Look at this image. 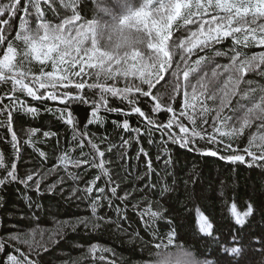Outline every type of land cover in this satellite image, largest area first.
<instances>
[{"label": "trees", "instance_id": "1", "mask_svg": "<svg viewBox=\"0 0 264 264\" xmlns=\"http://www.w3.org/2000/svg\"><path fill=\"white\" fill-rule=\"evenodd\" d=\"M70 2V0H65ZM106 0H75V9L80 20L75 23H85L99 18L102 23H118L122 16L131 12L134 7L142 5L143 0H132V4L118 13H111L108 19L103 15L108 11L105 8ZM12 0H0V6L10 4ZM27 0H20L23 8ZM41 9L44 18L51 24L61 22L63 18L70 17L73 12L66 9L61 0H55L56 11L49 10V4L41 0ZM25 15L17 11L14 17L5 15L3 19H10V28L6 26L5 35L9 41H14L18 50L23 47L20 41H15V36L20 31V17ZM28 19L31 26H36L34 9L29 8ZM186 33L183 29H175L172 39H182ZM231 38L215 44L211 49L197 52L192 56V61L199 56H212L216 64L226 65L230 62L229 52L232 46ZM6 44L0 47V56L6 49ZM215 51L229 53V55L215 56ZM248 56L264 52V46H253L242 49ZM176 59H179L177 55ZM175 67V64L173 65ZM40 70L38 62H33V72ZM45 70H50L46 67ZM171 71L164 74V79L152 89L154 95H158L162 104H171L174 110L181 109L184 101L183 89L177 94L174 101L168 100L171 92ZM207 71V69H205ZM226 78V77H225ZM135 83L139 80L129 78ZM199 76L192 74L190 81L196 85ZM251 81V84L247 82ZM112 84L113 81H107ZM117 87H124L125 80L118 79ZM146 89L147 86L143 85ZM11 88L0 84V95ZM241 90L248 88L259 90L264 88V72H249L244 77L240 86ZM70 91L75 92L74 88ZM44 91V90H41ZM63 91V90H62ZM89 100L93 96L87 88L84 90ZM191 93V89H188ZM20 100L27 106L39 109V114L32 116L23 111H13L12 121L9 125L17 136V151L14 152L11 142L12 133L7 127L0 126V154L4 158V167H0V178H3L11 165L15 163L16 172L20 178L26 174L39 172L44 175L40 184V191H36L35 184L28 185L19 181L5 183L0 187V243L4 244L0 250V264H8L9 255L19 256L16 249L28 253V258L35 264H150L152 254L158 249L155 245L163 244L169 248L188 247L194 250L201 258V264H264V168L255 165L248 166L242 163H231L221 156L244 154L246 160H251L243 152L248 146L249 139L256 137L255 143H260L259 137L264 135V128L259 127L258 121H253L250 127H246L243 133L234 140L227 136L215 133L216 143H208L197 138L195 151L181 147L178 143L162 138L159 131H148L146 121L138 114L131 113L125 103H121L115 97H109L110 108L124 109L128 115L117 114L112 111L101 110L100 123H88L91 118V103L73 102L69 106L77 128L84 132V156L80 149L72 141V128L66 125L61 118L59 109H63L58 101L41 103L31 97L16 93ZM138 95V94H136ZM197 100L190 102L200 108L201 102L208 107H216L219 103L203 101L200 96V88L197 85ZM150 103H138L146 113L156 101L151 97L144 98ZM237 98H233L232 106ZM8 104L7 99L4 100ZM45 106L53 111H45ZM192 112V109L188 110ZM67 113H65V116ZM171 114L166 110L151 113V118L157 123H166ZM215 113L208 116L209 125H203L208 132H212L211 120ZM223 115H233L229 109H225ZM197 124L200 118L197 116ZM127 119L130 130L122 128L123 121ZM180 120L189 128L192 127L187 118ZM0 121L8 125L6 116H0ZM115 122V123H114ZM236 117L229 122V126H221V131H230L231 125H235ZM31 129H37L34 135ZM137 129L140 134H137ZM173 131L179 134V129L173 127ZM44 132L54 133L44 137ZM31 139L32 143H29ZM95 143L99 150L104 151L103 158H96L95 163L103 160L105 169L110 173L112 182L106 184V178L96 181V187H105V195L111 198V206L108 200L101 201L94 216L91 211V200L83 189L88 186L99 169L88 163L75 167L61 157L67 152L71 159L91 160L92 149L88 141ZM127 140L128 143L124 144ZM151 141V142H150ZM231 143L232 148H227ZM148 153V157L140 154V148ZM111 148V151H109ZM217 151V156L203 155L202 151ZM255 150V148H253ZM46 154L41 157L40 153ZM161 159L158 161L157 156ZM151 159L154 171L149 173L146 160ZM170 159L165 166L164 160ZM72 173L75 179L70 178ZM62 181L61 183H57ZM56 185L50 190V186ZM117 187L118 197H123L128 192L129 198L122 202L117 197H111L108 190ZM73 189H80L76 195H71ZM166 189V190H165ZM93 191L92 198L99 196ZM241 216L248 211L252 212L244 217L243 225L236 223L232 206ZM160 213L150 223L148 215H142L146 209ZM119 209V213H117ZM203 214L212 224L211 235L202 234L197 225V217ZM78 220H87V227ZM34 235H29L33 233ZM173 234L172 245H167V236ZM18 234L23 239H31L34 244H39L46 251L34 248L29 252L28 245L19 241H9V236ZM238 238L239 243L233 244V238ZM96 246L95 251L90 249ZM233 247L242 249V254L231 253ZM107 251H104V250ZM262 258V259H261ZM261 259V260H260Z\"/></svg>", "mask_w": 264, "mask_h": 264}, {"label": "snow or ice", "instance_id": "2", "mask_svg": "<svg viewBox=\"0 0 264 264\" xmlns=\"http://www.w3.org/2000/svg\"><path fill=\"white\" fill-rule=\"evenodd\" d=\"M43 3L49 4V10L56 11L55 0H43ZM61 3L73 14L56 24H51L44 18V12L40 7L41 0H27L23 8L20 7V0H12V3L0 6V47L7 45L0 56V84H4L5 87L9 83L11 84L8 92L0 95V116H6L8 120V125L0 121V126L7 127L8 131L12 133L11 142L14 152L17 151V136L9 126L13 111H23L32 116L39 114L38 108L27 106L25 101L20 100L16 95L18 92L41 103L58 101L64 105V108L59 109V112L63 122L71 126L72 141L76 142L75 146L80 149L81 156L85 155L83 148L86 134L77 128L69 110V106L73 102L91 103V118L88 123H100L102 117H99L98 114L101 110L129 114L124 109L109 107V97H115L121 103L126 102L131 113H136L138 117L144 118L147 126H150L148 131H159L162 138L167 136L171 142L178 143L181 147L189 148L191 151L196 150L197 138L206 139L208 143H216V132L234 140L243 133L246 127H250L253 121H258L259 127L264 128V88L259 90L258 96L256 89L241 90L240 88L247 73L264 72V52L248 56L242 51L244 48L264 46V0H143L141 6L134 7L131 12L122 16L118 23L105 24L96 18L79 25L75 23L80 20L75 9V0H70V2L61 0ZM131 4L132 0H106L105 8L108 11L103 15L110 19L111 13H118ZM29 8L34 9L36 16L37 23L34 28L29 23ZM17 11H22L25 14L20 17V31L14 38L15 41H20L23 45L19 50L14 41H9L5 35L6 26L10 28V19L16 15ZM5 15H8L10 19H3ZM117 29L121 33L124 29L141 33L145 38L141 42L142 46L132 47L130 51H125L123 54L107 50L101 45L98 36L102 31ZM175 29H183L186 35L179 40L172 39ZM228 38H231L233 42L229 50L231 55L228 64H216L212 56H199L198 59L192 61V56L196 55L198 51L203 52L205 49H211L215 44ZM177 55L179 56L178 60L176 59ZM221 55H229V53L215 51V56ZM33 62H38L40 65L38 74L33 72ZM174 64L175 67H173ZM46 67L50 70H45ZM169 70H172L173 80L168 100L174 101L177 94L183 89L184 101L178 115L170 103L162 104L158 95H154L152 92V89L164 79V74ZM192 74L199 76L196 85L190 81ZM129 78H135L139 80V83L137 84ZM118 79L125 80L124 87L116 86ZM109 80L113 83L108 84ZM247 83L251 84V81ZM143 85H146L147 88L145 89ZM197 85H199L203 101L214 103L219 101L216 107H208L201 102L200 108L197 109V105L190 102V97L191 100H197ZM70 88H74L75 92L70 91ZM85 88L96 98L89 100L84 94ZM188 89H191V93ZM148 97H151V101H156V103L151 107L150 112L146 113L136 105L150 103L144 99ZM233 98H237L234 106H232ZM5 99L9 101L8 104L4 103ZM162 108L171 115L166 123H157L151 118V113H156ZM226 108L233 115H223ZM189 109H192V112H189ZM44 110L53 111L47 106ZM213 112L215 115L212 116L210 125L212 132L210 133L203 125H209L208 116ZM65 113H67L66 116ZM197 116L200 118L199 125ZM233 116L236 117L235 125H231L230 131H221V126H229ZM181 117L187 118L192 127L186 126L180 120ZM174 125L179 129V134L173 131ZM122 128L125 131L130 130L127 119L123 121ZM36 131L38 130L31 129L30 134L34 135ZM136 131L139 135L140 130ZM51 135L56 134L43 133L44 137ZM255 140V136L251 137L248 146L243 149V152L251 157V160H246L244 154H233L220 158L231 163L239 162L250 167L255 165L264 168V135L259 137L260 143H255ZM29 143H32L31 139ZM88 143L93 150L90 153L91 160L71 159L67 152L64 153L61 160H67L75 167L88 163L99 169V174L83 189V192L91 200V211L95 216L102 200H108L109 206H111V198L105 195V187H96V181L103 177L106 178V184H110L112 177L105 169L102 159L99 163H95L97 157H104V151L99 150L91 140ZM127 143L128 141L125 140L124 144ZM226 147L232 148L231 143ZM139 152L148 157V153L142 147ZM201 154L217 156L218 152L208 150L202 151ZM40 155L41 157L46 156L43 152ZM160 159L161 156L158 155L157 160ZM169 163L170 159L164 160L165 166ZM146 165L149 173L154 171L151 159L146 160ZM0 167H4L2 154H0ZM44 175L33 172L20 178L16 172V165L13 163L11 170H7L6 175L0 178V187L12 181H19L25 185L31 182L35 184L36 191L39 192ZM68 175L70 178H76L72 173H68ZM55 187L56 185L50 186V190ZM117 187L118 185L108 189L111 197H117L122 202L127 201L130 194L125 192L123 197H118ZM94 189L101 195L92 198L91 194ZM77 191L80 189H73L71 195L75 196ZM119 211L117 209V213ZM232 212L235 215L236 223L243 225L244 217L252 212V208L249 207L248 211L241 216L233 205ZM145 214L149 216V223L160 215V213L152 211L151 208L142 213V215ZM78 223H83L87 227L88 222L87 220H78ZM199 230L201 233L211 235L212 224L203 215L199 217ZM34 234L35 230L29 235ZM8 239L28 245L29 252L34 248L47 250L38 243L34 244L31 239L21 240L18 234H12ZM172 243L173 234L169 233L167 245L170 246ZM232 243L238 244V238L234 237ZM3 247L4 244L0 243V250ZM155 247L158 249V256L159 250L169 248L163 242ZM95 250L96 246L90 249V251ZM16 251L19 256L9 255L8 264H35L34 261L29 260L28 253L22 252L18 248ZM231 253L242 254V249L233 247ZM158 264H170V258L160 256Z\"/></svg>", "mask_w": 264, "mask_h": 264}, {"label": "clouds", "instance_id": "3", "mask_svg": "<svg viewBox=\"0 0 264 264\" xmlns=\"http://www.w3.org/2000/svg\"><path fill=\"white\" fill-rule=\"evenodd\" d=\"M98 39L103 47L109 51L123 54L125 51H130L132 47L142 46V41L145 39L141 33L130 29H124L121 33L119 29L100 32ZM160 256H168L170 264H201V258L197 256L193 249L188 247L168 248L167 250H159L153 252L150 264H158Z\"/></svg>", "mask_w": 264, "mask_h": 264}, {"label": "rangeland", "instance_id": "4", "mask_svg": "<svg viewBox=\"0 0 264 264\" xmlns=\"http://www.w3.org/2000/svg\"><path fill=\"white\" fill-rule=\"evenodd\" d=\"M197 221H198V225H199V220H197ZM261 259H262V258H261ZM261 259H260V260H261Z\"/></svg>", "mask_w": 264, "mask_h": 264}]
</instances>
